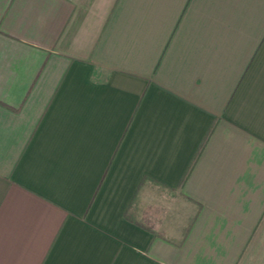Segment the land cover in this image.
Here are the masks:
<instances>
[{
	"label": "crops",
	"instance_id": "obj_1",
	"mask_svg": "<svg viewBox=\"0 0 264 264\" xmlns=\"http://www.w3.org/2000/svg\"><path fill=\"white\" fill-rule=\"evenodd\" d=\"M0 264H264V0H0Z\"/></svg>",
	"mask_w": 264,
	"mask_h": 264
},
{
	"label": "trees",
	"instance_id": "obj_2",
	"mask_svg": "<svg viewBox=\"0 0 264 264\" xmlns=\"http://www.w3.org/2000/svg\"><path fill=\"white\" fill-rule=\"evenodd\" d=\"M209 135H210V133H209ZM209 135L207 136V138L209 137ZM204 145H205V142L203 143V145H202L201 148L199 149L197 155L195 156V158H194V160H193V162H192V164H191V167L189 168V170L187 171L186 175L184 176V178H183V180H182V183L185 182V180L187 179V176L189 175V172H190L191 168L193 167L194 163L196 162V160H197V158H198L200 152L202 151V148L204 147Z\"/></svg>",
	"mask_w": 264,
	"mask_h": 264
}]
</instances>
